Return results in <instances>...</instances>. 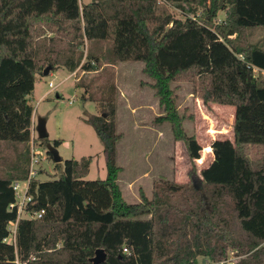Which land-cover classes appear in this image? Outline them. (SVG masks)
Segmentation results:
<instances>
[{"label": "trees", "instance_id": "16d2710c", "mask_svg": "<svg viewBox=\"0 0 264 264\" xmlns=\"http://www.w3.org/2000/svg\"><path fill=\"white\" fill-rule=\"evenodd\" d=\"M218 11L225 13L222 23L215 20ZM258 29L261 37L249 41ZM85 40L109 41L114 62L144 64L163 111L155 121L173 126L190 159L204 162L202 147L182 129L174 81L190 80L204 105L234 107L233 139L204 147L213 159L200 170V191L159 181L151 198L140 191L139 202H126L117 182L115 85L104 83L100 114L84 118L102 143L104 179L84 180L90 156L66 159L57 179L30 178L25 215L43 212L19 218L14 242L7 241L18 216L16 206L9 207L12 183L29 176L36 78L47 65L73 72ZM93 56L92 50L86 55ZM250 148L262 150L255 163ZM262 243L264 0H91L81 6L79 0H0V264H91L96 249L106 255L98 264H198V256L223 264L225 244L247 254L236 264H264Z\"/></svg>", "mask_w": 264, "mask_h": 264}, {"label": "rangeland", "instance_id": "374dc122", "mask_svg": "<svg viewBox=\"0 0 264 264\" xmlns=\"http://www.w3.org/2000/svg\"><path fill=\"white\" fill-rule=\"evenodd\" d=\"M90 1L79 0L81 4ZM165 5L175 17H182L177 8L169 3ZM224 18L225 13L218 11L216 22L222 23ZM258 31L261 30L258 29L249 36V41H256L261 37L262 32ZM79 49L82 51V57L73 72L58 67L54 71L50 70L47 76L36 78L34 90L29 98L33 114L36 119H45L47 143L61 141L57 151L62 161L56 167V163L46 152V142L39 139L35 130H32L31 150L38 158V163L32 166V177L39 181L57 179L66 159L79 160L90 156L92 161L84 180L104 179L106 168L102 143L84 118L85 114H100L103 98L107 97L101 91L104 89L102 85L113 82L114 120L116 131L120 133L116 148V162L120 167L117 182L125 201L139 202L140 191L151 198L153 187L159 181L184 186L182 190L192 187L194 183L202 188L200 170L211 162L212 155L211 152L205 154L203 149L214 139L231 137L233 114L219 106L204 105L200 98L191 93L190 80L171 83L174 103L178 115L182 118V129L187 135H193L202 147L200 158L204 159V162L199 165L196 160L189 158L185 143L175 136L173 126L166 121H155L157 116L163 115V111L150 86L152 80L143 72L142 62L112 61L109 41L95 43L85 40ZM91 50L95 58L86 57ZM88 64L90 68H84L83 65ZM254 71L257 75L258 71ZM68 75L71 77L65 79ZM50 81L55 88L43 96L49 89ZM77 84H83L84 87L76 86ZM57 93L60 95L58 98ZM35 124L34 119L31 127H35ZM248 155L255 163L261 157L262 150L250 148ZM25 216L24 211L20 213V217ZM9 227L11 234L6 240L14 242V226L10 224ZM261 248H264V243ZM240 250L225 244L219 263L236 264L241 259H247V254H239ZM260 257H263V252ZM197 261L198 264H205L210 262V258L198 256Z\"/></svg>", "mask_w": 264, "mask_h": 264}, {"label": "built area", "instance_id": "2783aa9c", "mask_svg": "<svg viewBox=\"0 0 264 264\" xmlns=\"http://www.w3.org/2000/svg\"><path fill=\"white\" fill-rule=\"evenodd\" d=\"M71 77V75H68L65 77V79ZM48 91L45 93V95H48L50 92L53 91V89L55 88V86L53 85V83L50 81L48 82ZM34 130V126L32 125L31 127V131ZM31 143V146H30V163H29V176L26 180H23V181H15L12 183V188L14 190V193H15V202L14 203H11L10 204V208L16 206L17 208V212H18V216H17V219L15 222L13 223H10L14 226L13 228V231L12 233H14L15 235V229H16V224H17V220L20 217V213L24 211V208H25V205L28 201H30V196L28 194V188H29V180L30 178H32V166L33 165H36L38 163V158H36V156H34V151L31 150L32 149V146H33V142H30ZM43 211L39 212V213H35L33 215H28L26 214L27 216L29 217H40L41 216V213ZM25 213V212H24ZM10 234H11V231H10ZM123 252H127V249L126 248H123Z\"/></svg>", "mask_w": 264, "mask_h": 264}, {"label": "water", "instance_id": "95a60500", "mask_svg": "<svg viewBox=\"0 0 264 264\" xmlns=\"http://www.w3.org/2000/svg\"><path fill=\"white\" fill-rule=\"evenodd\" d=\"M52 66L51 65H47L42 74L43 76H47L49 71L51 70ZM56 96L58 97V94H56ZM45 119L38 117L36 119V124L34 127L36 136L39 139H47L48 137V133L46 131V126H45ZM46 152L50 154L52 160L54 163H60L62 161L61 156L59 155L57 148L54 147L51 143H46ZM200 183V182H199ZM195 189L197 191L201 190V187L199 184H193ZM106 258L105 252L103 249H96L94 252V256L90 259L91 264H98L102 261H104Z\"/></svg>", "mask_w": 264, "mask_h": 264}, {"label": "crops", "instance_id": "0c3cea01", "mask_svg": "<svg viewBox=\"0 0 264 264\" xmlns=\"http://www.w3.org/2000/svg\"><path fill=\"white\" fill-rule=\"evenodd\" d=\"M79 5L81 6L82 4L79 2ZM257 70V69H256ZM34 86H35V84H34ZM58 94V97L60 96L59 95V93H57ZM43 96H45V94L43 95ZM57 97V96H56ZM57 97V98H58ZM211 105V107H217V106H219L220 108H223V109H228L229 110V112L230 113H232L233 114V119H234V107H232V106H228V105H219V104H210ZM35 119V121H36V116L32 113V117H31V122L33 123V120ZM232 124H233V120H232ZM232 134V133H231ZM230 140H232L233 139V134L231 135V137L229 138ZM210 146V145H209ZM211 153H212V151H211ZM212 159H213V155H211V161H212Z\"/></svg>", "mask_w": 264, "mask_h": 264}]
</instances>
